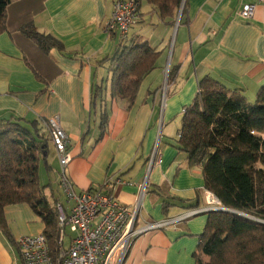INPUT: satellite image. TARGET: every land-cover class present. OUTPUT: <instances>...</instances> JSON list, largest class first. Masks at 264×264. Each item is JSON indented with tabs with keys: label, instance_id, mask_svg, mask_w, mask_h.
<instances>
[{
	"label": "crops",
	"instance_id": "0c3cea01",
	"mask_svg": "<svg viewBox=\"0 0 264 264\" xmlns=\"http://www.w3.org/2000/svg\"><path fill=\"white\" fill-rule=\"evenodd\" d=\"M115 1H12L7 30L0 29V122L23 118L46 124L44 120L58 118L70 137L72 160L66 173L76 191L109 182L105 191L133 208L145 186L135 221L142 229L205 206L202 169L190 166L177 146L183 110L206 74L230 89H243L249 100L256 97L264 85V2L184 0L183 10L165 19L142 0L139 19L126 41L148 42L161 54L129 107L111 96L110 62L99 63L122 43L117 32L105 28ZM245 4L255 5L249 20L239 14ZM28 22L56 37L63 48L44 52L22 33ZM94 82L103 85L95 102ZM155 146L162 161L149 168ZM48 163L49 168L44 163L40 167L48 174L46 194L69 211L73 201L55 191L62 190L54 145ZM5 218L10 237L0 229V264H25L17 240L43 233L45 224L28 203L7 206ZM207 220V213H199L144 230L133 240L127 264H197L195 254Z\"/></svg>",
	"mask_w": 264,
	"mask_h": 264
},
{
	"label": "trees",
	"instance_id": "16d2710c",
	"mask_svg": "<svg viewBox=\"0 0 264 264\" xmlns=\"http://www.w3.org/2000/svg\"><path fill=\"white\" fill-rule=\"evenodd\" d=\"M12 1L0 0L1 30H7ZM145 1L165 19L174 18L184 2ZM21 31L46 53L63 48L60 40L40 32L33 22L25 23ZM160 54L148 42L122 40L111 55L99 61L110 62L111 96L132 106L143 80L157 67ZM198 85L196 97L183 110L177 146L187 154L190 166L201 167L205 189L227 210L206 212L208 220L195 254L197 264H264V85L254 102L243 89H230L209 74L201 77ZM102 90L101 83L92 84L93 102ZM106 120L103 114V128ZM44 122L23 118L0 122V229L10 237L6 207L28 203L44 222L43 232L56 255L58 199H49L48 185H41L39 176L42 163L49 168L48 156L54 145L48 120Z\"/></svg>",
	"mask_w": 264,
	"mask_h": 264
},
{
	"label": "built area",
	"instance_id": "2783aa9c",
	"mask_svg": "<svg viewBox=\"0 0 264 264\" xmlns=\"http://www.w3.org/2000/svg\"><path fill=\"white\" fill-rule=\"evenodd\" d=\"M264 2V0H258ZM140 0H116L112 15L106 22L108 32H117L121 39L128 40L131 28L139 19ZM254 4H245L239 11L241 17L249 20L253 17ZM52 140L60 162L59 185L67 197L73 201L67 211L58 204L60 236L56 255L50 249L48 237L43 232L38 235L22 236L17 240L25 264H127V255L133 240L147 229L164 228L189 219L190 217L212 210H224L219 198L211 191H205L206 204L188 210L185 214L154 222L142 229L135 227L139 215L141 198L145 186L133 208L121 203L115 195L106 192L103 187L76 191L73 182L66 173L72 155L70 137L65 132L58 118L48 119ZM162 157L155 146L149 168L160 164ZM70 228V245L64 247L66 229Z\"/></svg>",
	"mask_w": 264,
	"mask_h": 264
},
{
	"label": "rangeland",
	"instance_id": "374dc122",
	"mask_svg": "<svg viewBox=\"0 0 264 264\" xmlns=\"http://www.w3.org/2000/svg\"><path fill=\"white\" fill-rule=\"evenodd\" d=\"M144 2H145V1H144ZM144 2H143V5L145 4ZM35 4H36V3H35ZM182 4H183V3H182ZM183 7H184V5H183ZM182 10H183V9H182ZM255 98H256V97H255ZM255 98L252 99V100H249V101L254 102V101H255ZM170 129L174 130V129H173V126H171ZM172 132H173V131H172ZM175 133H176V131H175ZM50 161H51V163H52L53 166H56L55 158H54L53 155H51V157H50ZM51 175L54 176L53 173H51ZM39 176H40V183H41V185H43L45 181H48V174L45 173V171L43 170V168H41V170H40V172H39ZM53 176H52V177H53ZM55 191H56V194H63L62 191H61L60 193L58 192L57 187H55ZM70 235H71V232H70V228L68 227V228L66 229V236H65V241H64V247H65V248H68L69 245H70Z\"/></svg>",
	"mask_w": 264,
	"mask_h": 264
},
{
	"label": "water",
	"instance_id": "95a60500",
	"mask_svg": "<svg viewBox=\"0 0 264 264\" xmlns=\"http://www.w3.org/2000/svg\"><path fill=\"white\" fill-rule=\"evenodd\" d=\"M183 5H184V2H183V4H182V6H181V10L183 9ZM224 210H227V209L224 208Z\"/></svg>",
	"mask_w": 264,
	"mask_h": 264
}]
</instances>
